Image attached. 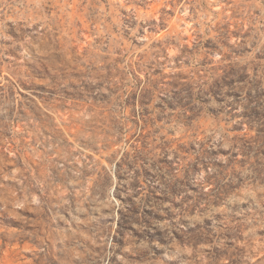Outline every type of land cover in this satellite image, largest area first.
<instances>
[{
	"label": "rangeland",
	"instance_id": "rangeland-1",
	"mask_svg": "<svg viewBox=\"0 0 264 264\" xmlns=\"http://www.w3.org/2000/svg\"><path fill=\"white\" fill-rule=\"evenodd\" d=\"M0 264H264V0H0Z\"/></svg>",
	"mask_w": 264,
	"mask_h": 264
}]
</instances>
